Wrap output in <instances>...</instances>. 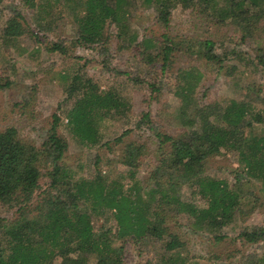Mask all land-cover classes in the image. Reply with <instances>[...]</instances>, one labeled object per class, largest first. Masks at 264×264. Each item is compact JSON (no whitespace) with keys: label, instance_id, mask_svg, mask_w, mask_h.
Listing matches in <instances>:
<instances>
[{"label":"trees","instance_id":"trees-1","mask_svg":"<svg viewBox=\"0 0 264 264\" xmlns=\"http://www.w3.org/2000/svg\"><path fill=\"white\" fill-rule=\"evenodd\" d=\"M40 1L50 6V0ZM57 1L60 0H54ZM70 1L69 12L79 37L90 44L107 46L112 38L107 31L111 25L121 38L119 47L138 42V33L129 21L136 1L142 7L152 6L163 26L169 22L171 9L181 5L199 6L218 22H232L248 31L256 27L264 30V0ZM22 2L28 7L36 5V0ZM47 19H37L36 23L43 27ZM23 32L20 19L13 15L6 19L0 36L16 38ZM140 43L148 62L161 57L163 70L176 48L166 33L159 44L146 37ZM203 44L205 51L201 54L209 60L215 43L206 39ZM47 48L64 52L57 42ZM149 48L157 49L156 55L147 52ZM250 61L264 67V48L257 47ZM61 77L68 78L65 74ZM77 79L78 75H73L67 89V97H74V101L65 110L66 125L80 143L92 145L98 142V121L111 111H122L125 102L110 90L98 89L90 79L80 83ZM200 80L201 73L193 68L179 71L174 94L181 101L178 110L182 128L176 134L154 132L161 153L144 185L134 178L146 154L141 141H127L118 156V162L127 167L125 177L130 179L125 186L121 182L123 175L107 179L96 163L91 176L74 177L63 161L67 142L57 133L60 117L56 113L39 146L22 139L13 126L1 129L0 203L16 207V216L0 217V264H87L90 258L94 264H122L125 240L137 243L149 239L160 242L161 264H188L187 257L180 253L183 241L166 224L169 217L180 213L189 217L193 230L222 238L217 232L233 220L237 210L243 212V204L250 198L227 179L206 173L208 162L223 151L234 153L239 170L257 181L264 194V94L247 84L239 98L213 101L189 117L187 107ZM8 84L6 81L0 87ZM122 135L117 137L118 142ZM183 185L194 187L203 204L182 199L179 190ZM165 208L174 214L170 216ZM109 216L115 230L103 223L94 227V218L107 220ZM240 236L248 242L256 238L264 242V226L242 231ZM256 264H264V254Z\"/></svg>","mask_w":264,"mask_h":264},{"label":"rangeland","instance_id":"rangeland-1","mask_svg":"<svg viewBox=\"0 0 264 264\" xmlns=\"http://www.w3.org/2000/svg\"><path fill=\"white\" fill-rule=\"evenodd\" d=\"M71 3L50 0V7L36 0L35 6L28 7L22 0H0V34L6 19L13 15L24 28L16 38L0 36V85L9 81L8 86L0 87V130L13 126L22 139L39 146L47 135L52 114H58L57 133L67 142L63 161L76 178L91 176L96 163L107 179L123 175L121 182L127 186L130 183L125 177L127 167L118 162V156L127 141L135 140L145 144L146 154L134 178L146 184L149 171L161 153L154 132L176 134L182 128L178 110L181 101L174 90L183 68L201 73L194 98L187 107L189 117L200 106L213 101L239 98L247 84H253L259 94H264V67L250 61L257 54V47L264 48L261 27L248 31L232 22H218L199 6L181 5L171 9L169 22L163 26L152 6L142 7L136 1L129 21L138 33V42L119 47L121 38L111 25L107 31L112 38L105 46L80 39L69 12ZM45 18L48 22L43 27L37 25V19ZM165 33L176 48L163 70L160 56L147 61L140 41L146 37L159 44ZM206 39L215 43L209 60L201 54ZM53 42L59 43L64 52L49 50L47 46ZM146 51L153 55L158 52L155 48ZM62 74L68 76L67 80H63ZM75 74L80 78L79 83L90 79L98 89L110 90L125 102L122 111H111L98 121V142L92 145L80 143L66 125L65 110L74 101V97H67V89ZM125 130L129 131L122 135ZM120 135L122 139L118 142ZM206 173L227 179L250 199L243 204V212L237 210L233 220L217 232L223 235L220 239L193 230L187 215L174 214L165 208L170 216L174 214L166 222L169 231L175 232L184 243L181 255L187 257L188 264H256L264 254V242L261 238L245 241L240 233L264 226V194L259 183L248 179L239 170L234 153L227 151L209 159ZM179 194L196 204L204 202L194 187L183 185ZM15 208L0 203V217L16 216ZM101 223L115 230L112 217L93 219L94 227ZM159 244L152 239L137 243L125 240L122 264H161L163 251ZM87 264H94L93 259Z\"/></svg>","mask_w":264,"mask_h":264}]
</instances>
